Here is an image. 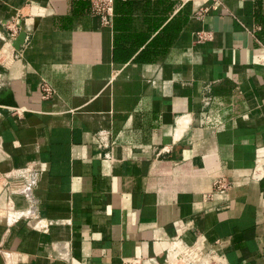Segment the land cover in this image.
I'll return each instance as SVG.
<instances>
[{
    "label": "crops",
    "instance_id": "obj_1",
    "mask_svg": "<svg viewBox=\"0 0 264 264\" xmlns=\"http://www.w3.org/2000/svg\"><path fill=\"white\" fill-rule=\"evenodd\" d=\"M114 11L103 27L90 0H0V34L27 29L0 60V264H161L194 244L264 264V0Z\"/></svg>",
    "mask_w": 264,
    "mask_h": 264
},
{
    "label": "built area",
    "instance_id": "obj_2",
    "mask_svg": "<svg viewBox=\"0 0 264 264\" xmlns=\"http://www.w3.org/2000/svg\"><path fill=\"white\" fill-rule=\"evenodd\" d=\"M207 8L199 9V13L206 12ZM90 14L99 19L103 27H112L114 18V0H90ZM5 35L0 34V38L5 44H8L6 51L0 50V60L3 57L7 58V52L12 49L13 42L17 39L21 31L25 34L27 29L21 27L18 22L6 24ZM212 35L209 32L201 31L197 33L199 42L211 40ZM39 96L41 99L48 100L53 96V90L47 84H42L39 87ZM103 137V136H102ZM100 135L97 140L99 144L104 145L105 142ZM264 176V161H259L252 173V179H259ZM233 185L226 178L221 177L216 179L212 184L211 193L207 196L210 198L215 194H226L232 189ZM122 264H142L138 260L124 261ZM161 264H216L214 255H207L199 247V245H177L172 246L166 253V258Z\"/></svg>",
    "mask_w": 264,
    "mask_h": 264
},
{
    "label": "water",
    "instance_id": "obj_3",
    "mask_svg": "<svg viewBox=\"0 0 264 264\" xmlns=\"http://www.w3.org/2000/svg\"><path fill=\"white\" fill-rule=\"evenodd\" d=\"M25 39V32L21 31L17 39L13 42V46L15 49H18L24 42Z\"/></svg>",
    "mask_w": 264,
    "mask_h": 264
},
{
    "label": "trees",
    "instance_id": "obj_4",
    "mask_svg": "<svg viewBox=\"0 0 264 264\" xmlns=\"http://www.w3.org/2000/svg\"><path fill=\"white\" fill-rule=\"evenodd\" d=\"M114 16H115V11H114ZM113 21H114V18H113Z\"/></svg>",
    "mask_w": 264,
    "mask_h": 264
}]
</instances>
